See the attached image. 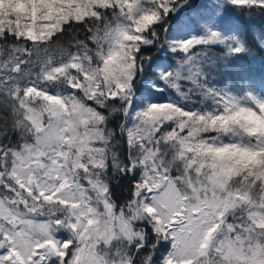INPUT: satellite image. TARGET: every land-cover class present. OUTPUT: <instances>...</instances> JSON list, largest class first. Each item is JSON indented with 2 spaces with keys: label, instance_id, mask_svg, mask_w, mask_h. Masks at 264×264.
I'll return each instance as SVG.
<instances>
[{
  "label": "snow or ice",
  "instance_id": "obj_1",
  "mask_svg": "<svg viewBox=\"0 0 264 264\" xmlns=\"http://www.w3.org/2000/svg\"><path fill=\"white\" fill-rule=\"evenodd\" d=\"M0 264H264V0H0Z\"/></svg>",
  "mask_w": 264,
  "mask_h": 264
}]
</instances>
